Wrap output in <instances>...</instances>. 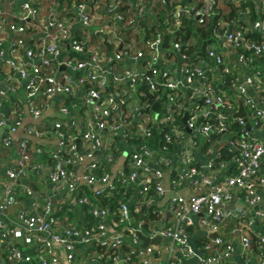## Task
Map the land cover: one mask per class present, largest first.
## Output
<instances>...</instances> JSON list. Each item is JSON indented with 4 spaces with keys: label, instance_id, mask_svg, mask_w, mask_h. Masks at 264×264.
<instances>
[{
    "label": "built area",
    "instance_id": "obj_1",
    "mask_svg": "<svg viewBox=\"0 0 264 264\" xmlns=\"http://www.w3.org/2000/svg\"><path fill=\"white\" fill-rule=\"evenodd\" d=\"M8 1L17 9L6 13L3 2L7 0H0V34L7 30L11 35V54L5 60L11 74L6 79L16 74L24 81L26 101L22 106L11 105L12 122L0 114V148L16 143V162L5 167L7 181L0 182V248H7L16 264L31 260L39 264H182L195 256L196 264H234L230 240L218 235L205 245L209 253L205 255L192 245L186 231V226L197 224L208 236L219 232L222 224L234 221L240 255L250 253L255 235L258 264H264V71L256 66V59L264 57V21L254 20L247 31L225 30L215 35L206 58L201 60L181 53L179 43H173L171 50L164 49L159 36L145 40L141 49L131 51L126 46L107 55L86 48L74 36L78 29L109 35L114 28L104 25L107 21L116 23L122 31L133 28L134 18L117 11L120 0L104 3L101 25L94 24L101 17L91 12L88 2H72L64 11L59 0H47L43 13L37 0ZM128 1V10L138 15L146 12L143 0ZM203 1L207 7L215 3ZM258 5L259 10L264 9V0ZM205 7L194 12L176 8L174 25L181 26L182 17L202 21ZM73 24L78 27L76 31L69 28ZM22 47L24 57L20 55ZM169 51L175 58L165 56ZM3 55L0 39V58ZM60 65L67 71L59 70ZM226 74L237 75L232 87L224 86ZM15 89V85H8L0 90V111ZM188 89L190 93L185 91ZM59 100L58 117L53 122L57 143L49 153L52 163L33 162L29 141H38L36 153L45 152L43 142L49 132L39 128V122ZM239 100L243 117L233 116ZM183 110L188 134L174 123ZM73 112L81 113L79 123ZM230 115L241 126L239 131L231 126ZM154 130L167 141L174 139L178 149L173 151L168 145L152 148L148 139L152 141ZM258 131L262 136L254 137ZM213 133L219 134L216 142L220 146L227 145L235 153L230 161L236 173L228 172L225 161L218 165L213 162L221 156L217 148L202 151L204 139ZM75 135L80 144L75 142ZM117 137L130 146V152L123 168L113 171ZM198 150L203 162L196 154ZM197 160L199 165L195 164ZM30 173L57 185V193L63 196L58 202L66 212L54 216L56 205L52 207L49 199L41 198L33 205L34 212L22 210L6 224L2 214L12 205V194L18 191L20 196L32 195L24 181ZM166 175L168 187L163 183ZM187 182L195 191L191 196L176 192ZM120 185L134 188L145 209L152 207L153 201L166 200L171 218L165 220L163 211L153 207L155 219L135 220L131 209L135 213L142 209L137 205L131 208L127 201L121 203L116 218L107 207L90 199V193L105 196L107 190ZM234 199L232 207L224 208ZM84 205L89 206L92 223L88 225L83 212L76 225L77 218H71L68 212ZM138 233L149 238L160 236L168 244L165 248L161 242L141 248ZM9 239H19L32 250L33 257H24L18 246H8ZM123 243L133 250L124 251ZM76 244L88 246L83 263L78 261ZM57 245L63 246L61 251ZM135 253L137 263L131 258Z\"/></svg>",
    "mask_w": 264,
    "mask_h": 264
},
{
    "label": "trees",
    "instance_id": "obj_2",
    "mask_svg": "<svg viewBox=\"0 0 264 264\" xmlns=\"http://www.w3.org/2000/svg\"><path fill=\"white\" fill-rule=\"evenodd\" d=\"M47 0H45L46 2ZM55 1V0H48ZM63 10H68L72 2H88L91 7V12L99 15L101 18L94 21L95 25H101L102 19L105 17V11L103 10V5L109 0H63ZM164 1V3H163ZM145 8L147 9L144 14L138 15L135 11L128 10L129 1L120 0L117 8L118 12H122L125 17L134 18L135 25L128 31L119 30L117 24L113 22H105L104 25L112 26L114 32L109 35H104L99 33H88L87 31H82L78 29V32L74 38L82 40L86 48H93L97 50L100 54L110 55L112 52H117L121 49H126V46L131 47V51L141 49L143 47V42L146 40H152L156 36L161 38V45L164 49L171 50L173 43H179L181 45L180 52L191 57L193 60H201L206 58L207 48L213 42L215 35L223 33L225 30H250L252 22L256 19H262L264 21V9L259 10V5L256 0H215V3L211 4L209 7L206 6L203 0H143ZM206 6V7H205ZM191 8L194 12L195 9L205 7L204 15L202 21L197 17H182V24L179 27L174 25L173 11L176 8ZM243 15L245 17H243ZM29 26V30L32 32V28L29 23H25ZM30 33V32H29ZM248 36V35H246ZM71 54V53H69ZM78 57V55H76ZM168 58H175V54L171 51L165 54ZM237 81V75H224V86L232 87ZM190 93L191 90H185ZM147 112V110H146ZM183 113L181 115L175 116V124L178 128L183 130L186 134L190 133L188 128H185V121H183ZM231 126L234 130L239 131L241 126L238 124L232 116H228ZM168 132V130H167ZM191 136V134H189ZM218 133H213L209 138H205L202 143V151L213 150L217 148L220 152V157H215L214 161L217 165L225 161L228 164V172L231 174L236 173L234 165L231 163V157L235 153L230 152L227 145L220 146L216 141L218 140ZM196 139V138H195ZM149 144L152 148H157L160 145H168L173 151L178 149V145L174 142L165 140L163 134H159L156 130L153 131L152 141L148 139ZM44 155L45 160L52 163L51 156ZM264 159V158H263ZM45 162V161H44ZM196 165L200 162L195 161ZM215 165V167H217ZM134 188L126 187L125 185H120L112 190H107L104 195H94L90 193V199L93 203H99L101 206L107 207L109 212L114 214L117 218L119 215V207L123 201L128 200L133 192ZM142 197L139 196L138 202L135 204L140 206L142 212L135 213L131 209L132 216L135 220H145L150 221L156 218V214L149 207L145 209V205L141 202ZM134 205V206H135ZM132 206L131 208H134ZM88 207L84 205L80 210L74 208L68 215L73 216L75 213H85V219L88 220V225L92 223V215L88 212ZM66 207L59 205L57 202L56 208L54 210V216L61 217L64 212H66ZM186 231L189 234V238L193 241L195 247L200 251L207 253L204 248L205 245L210 244L211 239L207 235H198V227L196 225L186 226ZM8 246H20L22 242L19 239H9L7 242ZM252 246L253 249L257 251L258 242L255 235H252ZM123 250L126 252H131L132 246L123 243ZM99 251L104 252L100 247ZM108 253L111 256V253ZM258 253V252H257ZM135 254L131 255L132 261L134 263L138 262V257ZM233 263L236 264V262Z\"/></svg>",
    "mask_w": 264,
    "mask_h": 264
},
{
    "label": "crops",
    "instance_id": "obj_3",
    "mask_svg": "<svg viewBox=\"0 0 264 264\" xmlns=\"http://www.w3.org/2000/svg\"><path fill=\"white\" fill-rule=\"evenodd\" d=\"M59 1L61 2V6L63 7L64 1L63 0H59ZM256 1L258 2L260 0H256ZM37 2L39 3V6L41 8H43V13H44V7L48 4L47 1L45 2V0H37ZM3 7H4V10L6 13H15L16 9H17V6L14 5L13 3H10L8 0H7V2H3ZM69 28L71 31H76L78 27L76 24H73V25H70ZM10 37H11V35L7 30H4L0 34V39L3 41V48H4V55L2 58H0V90L4 89L5 86H8V85H15V88H16L15 92L13 93V95H11V98L9 99L10 102L6 101L4 103V106L1 108V111H0L1 116L4 119H6V121L9 123L12 122L11 105L22 106L23 104H25V101H26L25 96H24V89H25L24 81L21 80L16 74L12 75L11 80L6 79L7 75L11 74V68H9L5 64L6 58H9L10 54H11L10 48H9V40H8ZM24 51H25L24 47H22L21 52H20L21 57H24ZM231 57L234 58L235 57L234 54L231 53ZM256 66L262 67L263 71H264V57L256 59ZM12 74H13V72H12ZM60 101L61 100H59L58 104L55 106V108L51 109V112L48 113V115H46L45 117H43L39 122V128L49 132L48 140L43 142V144H44L43 146L45 149L44 153L48 157L50 156L49 155L50 151L56 146V143H57V139L55 138V128L53 127V122L58 117V116H55V114L57 111V107L60 104ZM80 116H81V113H77V112L72 113V117H74L76 119L77 123L80 122L79 121ZM29 119H30V116L27 115V120H29ZM64 120H67V118H65ZM261 136H262V134L259 133V131H258L256 133V136H254V137L259 138ZM75 142L77 144H80V139H79L78 135L76 136ZM116 142H117V144H116L117 147H115L113 149L114 150L113 151V162L111 163V169H113V171H118V170L123 168V166L125 165V162H127L128 153L130 152V150H129L130 146H128V144L123 139H121L120 137H117ZM12 144L13 145L11 146V148H5L4 150L0 148V182H2V183L7 181L6 180L7 177L5 175V167L7 165H13L16 162L15 153H14L15 148H16V145H15L16 143L13 142ZM29 146L31 148V152H32L31 154H32L33 162H35L37 160L42 161V162L46 161L45 160L46 158H43L44 155H42V153L41 154L36 153V148L38 147V141L36 139H32L31 141H29ZM196 154L200 158V151L199 150L197 151ZM200 159L203 162V159L202 158H200ZM168 179H169V176L166 175L164 180H163V183L165 182V187H168V185H169ZM24 181H25L26 185L32 189V195H31V197L20 196V193L18 191H17V193L14 192L12 194V196L14 197L13 203L2 214L6 224H9L10 221L13 222V220L16 219L18 212H20L22 210L27 211V212H31V213L34 212L33 205H37V201H39L38 199H41V198L49 199L52 207H55V205H57V202L60 201L61 199H63V196L60 195L59 193H57V189H56L57 185L49 182L47 179H45L44 181H41L39 176H37V175L35 176L32 173H30L29 177L24 179ZM31 184H33V186H35L36 191L38 193V198L34 197V190L31 187ZM176 192L181 193V194H185L187 196H191L195 191L193 189V186L189 182H187L186 184L183 185V187H180V189H177ZM167 194H170V193H167ZM138 200H139V195L136 191H134L132 196L126 201L130 205V207H132L138 202ZM151 204H152V207H150L151 209H153V207H155V209H160L163 211V217L165 220L168 218H171L170 217L171 215H170L169 211L167 210V201L166 200L159 199L156 202L153 201L152 203H150V205ZM147 205H149V204H147ZM40 210H41L40 208H36L35 211H40ZM78 215L79 214H77V213H75L73 215L74 218H77L76 225L80 224V220L83 217L82 213H80L79 216ZM70 217H71V214H70ZM200 217H201V214L197 215L195 218L196 221ZM234 226H235L234 221L233 222L232 221L226 222L220 226L219 232H217L216 234L221 236L224 240H230L232 242V244L234 246L233 260H234V262H236V264H258L259 257L257 256L256 250L253 249V246H251L250 253L248 252L245 257L240 255V253H239V233L234 230ZM197 227H199V226L197 225ZM198 230H199L198 235H201V234L205 235L202 229L199 228ZM208 237L211 240L213 239L210 235H208ZM69 239L72 240L73 238H69ZM160 242H161V244H160ZM160 242H158V244L162 245L164 248L168 244L167 241L166 242L160 241ZM141 243H142V241H141ZM18 247L23 249L24 257H26L28 255L33 257L32 256V250L27 249L25 245L23 246V244H21ZM87 247L88 246L85 247V246L76 244V254L78 257V261L80 263L84 262V257L86 255H84L83 253L85 251H87L86 250ZM62 248H63L62 245H57V249L59 251H61ZM195 248H196V250H198L197 247H195ZM203 254L206 255L209 253L207 252V253H203ZM196 262H197V256L192 257V258H187L182 264H196ZM0 264H16L14 262V260L11 258L7 248H0ZM17 264H39V263L35 260H31L28 262L21 261Z\"/></svg>",
    "mask_w": 264,
    "mask_h": 264
},
{
    "label": "water",
    "instance_id": "obj_4",
    "mask_svg": "<svg viewBox=\"0 0 264 264\" xmlns=\"http://www.w3.org/2000/svg\"><path fill=\"white\" fill-rule=\"evenodd\" d=\"M64 55H65V52L61 53V54L58 56L57 59H58V60H61V59L63 58ZM59 70H65V71H67V68L64 67L63 65H60ZM238 103H239V109H238L237 112H235V113L233 114V116H236V117H237V116H238V117H243V116L245 115V112H244V109H243L242 102L239 100ZM186 116H187V114H185V116L183 117V121L186 120ZM187 130L190 131L189 129H187ZM31 187H32L33 190H34V197H35V198H38V193H37V191H36L35 186H33V184H31ZM234 203H235V199H234L233 201H231V202H230L227 206H225L224 208H230V207H232V206L234 205ZM217 235H218V234H216V233H214V234H210V236H211L212 238H215ZM138 237H139V239L142 241V243L140 244V247H141V248H145V247H147L148 245H155V244H158V242H160V241H164V242L167 241V239L162 238V237H160V236H155V237H153V238H149V237L144 236V235L141 234V233H138ZM192 245L194 246V243H193V242H192ZM120 264H126V263H125V262H120Z\"/></svg>",
    "mask_w": 264,
    "mask_h": 264
},
{
    "label": "rangeland",
    "instance_id": "obj_5",
    "mask_svg": "<svg viewBox=\"0 0 264 264\" xmlns=\"http://www.w3.org/2000/svg\"><path fill=\"white\" fill-rule=\"evenodd\" d=\"M99 35H101V33H99ZM131 134L133 135L134 133L132 132ZM59 205H61V204L59 203Z\"/></svg>",
    "mask_w": 264,
    "mask_h": 264
}]
</instances>
